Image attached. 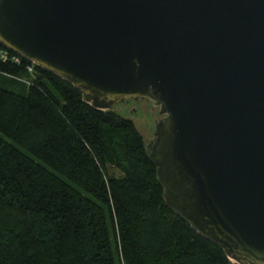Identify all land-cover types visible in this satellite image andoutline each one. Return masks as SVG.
Returning <instances> with one entry per match:
<instances>
[{"label": "water", "instance_id": "obj_1", "mask_svg": "<svg viewBox=\"0 0 264 264\" xmlns=\"http://www.w3.org/2000/svg\"><path fill=\"white\" fill-rule=\"evenodd\" d=\"M0 43L96 108L152 100L171 209L264 264V0H0Z\"/></svg>", "mask_w": 264, "mask_h": 264}, {"label": "trees", "instance_id": "obj_2", "mask_svg": "<svg viewBox=\"0 0 264 264\" xmlns=\"http://www.w3.org/2000/svg\"><path fill=\"white\" fill-rule=\"evenodd\" d=\"M0 264L238 263L171 209L131 118L22 57L0 59Z\"/></svg>", "mask_w": 264, "mask_h": 264}, {"label": "rangeland", "instance_id": "obj_3", "mask_svg": "<svg viewBox=\"0 0 264 264\" xmlns=\"http://www.w3.org/2000/svg\"><path fill=\"white\" fill-rule=\"evenodd\" d=\"M17 88L23 87L20 84H16ZM126 104H119L114 109L122 116L131 118L138 130L143 135L146 143L154 138V131L156 129V123L162 118L160 114V107L154 104L152 100H127ZM234 261V260H233Z\"/></svg>", "mask_w": 264, "mask_h": 264}, {"label": "built area", "instance_id": "obj_4", "mask_svg": "<svg viewBox=\"0 0 264 264\" xmlns=\"http://www.w3.org/2000/svg\"><path fill=\"white\" fill-rule=\"evenodd\" d=\"M13 53H15V54H13V55L10 54V49H8V48L2 49V50H0V59L4 62L9 60V61H12L14 63L20 64L22 56L16 52H14V51H13ZM28 70H29V72L34 73L33 65L28 66ZM22 80H24V79H22ZM24 81H26V80H24ZM26 82H28V81H26Z\"/></svg>", "mask_w": 264, "mask_h": 264}]
</instances>
